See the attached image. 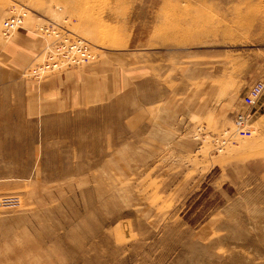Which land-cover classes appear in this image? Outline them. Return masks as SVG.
I'll use <instances>...</instances> for the list:
<instances>
[{
  "label": "rangeland",
  "instance_id": "1",
  "mask_svg": "<svg viewBox=\"0 0 264 264\" xmlns=\"http://www.w3.org/2000/svg\"><path fill=\"white\" fill-rule=\"evenodd\" d=\"M57 25L96 56L36 78ZM26 26L43 48L0 79V264H264V91L242 102L264 0H0V49ZM89 67L97 100L32 114V85Z\"/></svg>",
  "mask_w": 264,
  "mask_h": 264
},
{
  "label": "crops",
  "instance_id": "2",
  "mask_svg": "<svg viewBox=\"0 0 264 264\" xmlns=\"http://www.w3.org/2000/svg\"><path fill=\"white\" fill-rule=\"evenodd\" d=\"M43 44V39L31 33L27 26L18 31L0 49V79H27L23 73L39 56ZM95 74L90 67L83 71H65L47 78L49 80L44 81L42 86L32 85L31 92L42 101L41 105L30 107L32 114H51L79 107L83 100L88 104L97 100V94L87 87L88 80L82 83V79H96Z\"/></svg>",
  "mask_w": 264,
  "mask_h": 264
},
{
  "label": "built area",
  "instance_id": "3",
  "mask_svg": "<svg viewBox=\"0 0 264 264\" xmlns=\"http://www.w3.org/2000/svg\"><path fill=\"white\" fill-rule=\"evenodd\" d=\"M27 17L26 11L12 12L2 22L3 36H12L20 27L23 26ZM40 32L47 34L55 33L57 37H63L59 43H50L45 48L46 56L44 61L36 67H33L30 73L36 77L41 78L49 72L58 71L71 66H78L82 63H89L95 58V52L92 51L89 44L82 38L74 35V38L67 36L72 33L64 26H41ZM264 91V84L258 82L254 84L246 93L244 101L248 105H254L260 98ZM248 118L247 116L241 115ZM248 123L238 122L234 124V131L241 134L249 135L250 129L246 128Z\"/></svg>",
  "mask_w": 264,
  "mask_h": 264
},
{
  "label": "bare ground",
  "instance_id": "4",
  "mask_svg": "<svg viewBox=\"0 0 264 264\" xmlns=\"http://www.w3.org/2000/svg\"><path fill=\"white\" fill-rule=\"evenodd\" d=\"M258 82H262V83H263V81L258 80V81H256L254 84H256V83H258ZM254 84H253V85H254ZM263 84H264V83H263ZM253 85H251V86L247 89V91L243 94V96H242V102H243V105H245L246 107H248V108H250V109H252V108L257 104V101L259 100V99H258L254 105H248V104H246L245 101H244V97H245L246 93L248 92V90H249ZM241 115L247 116L246 113H245V114L242 113V112L236 113V115H235V123H238V122L248 123V118L243 117V116H241ZM247 117H248V116H247ZM246 128L250 129V126H247ZM236 133H237L238 135H242V136H245V135H246V134H241V133H239V132H236ZM250 134H251V131H249V135H250Z\"/></svg>",
  "mask_w": 264,
  "mask_h": 264
}]
</instances>
